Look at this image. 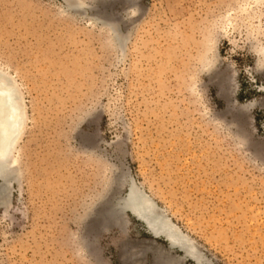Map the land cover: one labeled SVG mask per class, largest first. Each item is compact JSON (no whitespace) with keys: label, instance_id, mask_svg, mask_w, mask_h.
<instances>
[{"label":"rangeland","instance_id":"obj_1","mask_svg":"<svg viewBox=\"0 0 264 264\" xmlns=\"http://www.w3.org/2000/svg\"><path fill=\"white\" fill-rule=\"evenodd\" d=\"M71 1L0 0L26 109L0 264H199L133 184L206 264H264V0Z\"/></svg>","mask_w":264,"mask_h":264},{"label":"bare ground","instance_id":"obj_2","mask_svg":"<svg viewBox=\"0 0 264 264\" xmlns=\"http://www.w3.org/2000/svg\"><path fill=\"white\" fill-rule=\"evenodd\" d=\"M66 2L71 5L74 3L71 0ZM25 121L26 109L18 85L11 75L0 69V181L4 182L6 188L7 183L16 178L12 166L17 164L18 158L14 153ZM6 188L2 189L3 193ZM124 203L127 210L143 222L154 238H163L194 262L206 264L192 239L181 232L143 189L133 184Z\"/></svg>","mask_w":264,"mask_h":264},{"label":"water","instance_id":"obj_3","mask_svg":"<svg viewBox=\"0 0 264 264\" xmlns=\"http://www.w3.org/2000/svg\"><path fill=\"white\" fill-rule=\"evenodd\" d=\"M3 188H6V186L3 185ZM121 204H122V205H121L120 208H121L122 210H124V209L127 210V207H126V204L124 203V201H123ZM170 246L172 247V245H170Z\"/></svg>","mask_w":264,"mask_h":264}]
</instances>
